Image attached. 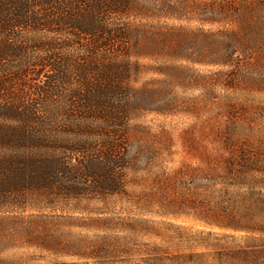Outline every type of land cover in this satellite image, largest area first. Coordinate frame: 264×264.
Here are the masks:
<instances>
[{
  "label": "rangeland",
  "instance_id": "1",
  "mask_svg": "<svg viewBox=\"0 0 264 264\" xmlns=\"http://www.w3.org/2000/svg\"><path fill=\"white\" fill-rule=\"evenodd\" d=\"M132 1L125 192L0 205V264L81 262L113 244L219 264L252 249L245 264H264V0ZM217 206L259 229L223 227Z\"/></svg>",
  "mask_w": 264,
  "mask_h": 264
},
{
  "label": "trees",
  "instance_id": "2",
  "mask_svg": "<svg viewBox=\"0 0 264 264\" xmlns=\"http://www.w3.org/2000/svg\"><path fill=\"white\" fill-rule=\"evenodd\" d=\"M132 5L0 0V205L20 207L35 191L125 192ZM217 209L227 215L225 228L259 229L249 214ZM111 246L100 245L91 260L42 264H219L204 253L138 259ZM224 254L230 264L259 260L252 249Z\"/></svg>",
  "mask_w": 264,
  "mask_h": 264
}]
</instances>
